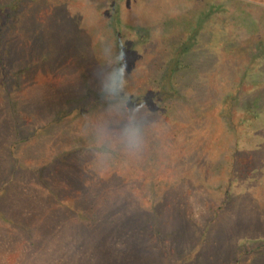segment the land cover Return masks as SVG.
I'll return each instance as SVG.
<instances>
[{"label": "rangeland", "instance_id": "obj_1", "mask_svg": "<svg viewBox=\"0 0 264 264\" xmlns=\"http://www.w3.org/2000/svg\"><path fill=\"white\" fill-rule=\"evenodd\" d=\"M208 1L122 0L153 44L121 60L106 0H0V264H264V0L257 47ZM208 16L186 88L141 92Z\"/></svg>", "mask_w": 264, "mask_h": 264}, {"label": "trees", "instance_id": "obj_2", "mask_svg": "<svg viewBox=\"0 0 264 264\" xmlns=\"http://www.w3.org/2000/svg\"><path fill=\"white\" fill-rule=\"evenodd\" d=\"M106 1H108L111 10L108 21L110 22L111 26L110 31L112 42L116 47L121 48H119V50H116V53L120 54L121 60H125V58L127 59V57L129 59H132V57H130V55L134 51L132 47H137V45L139 44H142L144 46H146L147 43L153 44L152 41H150L152 39L151 36L149 37L144 32L145 28L149 27V23L137 24L138 26L133 27L134 29L132 30V32L129 31L131 33L130 35H128L127 33L123 32V28L121 27L122 21L125 19L123 16L125 12V10H123L124 5H121L122 0ZM206 5H208L207 7L209 8V12L212 15L214 14V17H216V19L218 20L216 21L217 27H219L218 31L226 29L228 25L230 30H232L227 37L220 40L221 43L223 42L222 40H228L234 44L252 43V45H255L257 47L258 43L260 42L258 37L254 36V38H252L251 40V36L248 32H246V34H242L241 32L244 31V29H249L248 27L251 26H262L261 24H263V21L259 18L255 19L256 16H254L252 12L253 7H257L258 5L252 4L251 2L246 0H210ZM248 5H251V8L247 11L246 7ZM120 8H122L124 12ZM226 17L230 18V22H227V20H225ZM208 20L209 16L204 18L201 17L199 23L196 22L195 19L191 21L186 20L185 22L178 19V24L174 26L175 30L173 31V33L158 32L160 34L153 40L156 41V39L158 40V38H161L163 40L159 43H163L165 45V50L160 51L159 54H161L162 57H165L166 68L161 73L159 78H153V76L150 75L149 77L153 78V80L151 78L148 79L149 81L145 80L142 83L143 91L141 92H144L145 94L153 93L164 99L166 97V99L168 100L169 93H173V91H179L180 88L187 85L179 80L183 74V70L188 69L190 66V63L186 61L187 59L185 57L186 55H189V53L192 51V48H196V46L200 42L201 37L205 35L202 33L208 30ZM134 30L135 33L133 34ZM194 44L196 45L194 46ZM244 52L246 51L244 50ZM251 53L253 57L252 59H250H256L255 51ZM179 63H183L181 70H178L177 65ZM169 82H171V86H169ZM113 98L114 96L111 97V100H114ZM172 98L173 97H171V99ZM119 100L123 99L120 98ZM174 106L175 105L172 102H170L169 105L163 103L161 109L163 112H166L168 114L169 110L171 108H174Z\"/></svg>", "mask_w": 264, "mask_h": 264}, {"label": "clouds", "instance_id": "obj_3", "mask_svg": "<svg viewBox=\"0 0 264 264\" xmlns=\"http://www.w3.org/2000/svg\"><path fill=\"white\" fill-rule=\"evenodd\" d=\"M128 79V77L125 75V70H124V68H122V67H119V78L115 81V83L117 84V85H119V83H120V79ZM123 110H124V112H126V113H130V112H132L133 111V108H127L126 107V105H125V103L123 104Z\"/></svg>", "mask_w": 264, "mask_h": 264}]
</instances>
